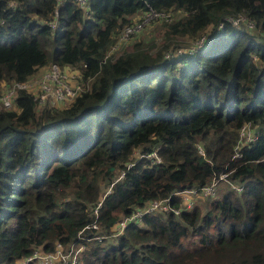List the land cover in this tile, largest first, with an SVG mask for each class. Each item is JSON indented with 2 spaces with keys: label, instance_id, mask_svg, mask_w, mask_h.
I'll list each match as a JSON object with an SVG mask.
<instances>
[{
  "label": "trees",
  "instance_id": "16d2710c",
  "mask_svg": "<svg viewBox=\"0 0 264 264\" xmlns=\"http://www.w3.org/2000/svg\"><path fill=\"white\" fill-rule=\"evenodd\" d=\"M15 1L0 0L4 91L53 62L79 69L82 85L61 103L25 88L11 107L0 100V264L68 245L96 218L87 233L106 235L88 240L80 264H264V0ZM151 8L171 12L149 24L161 41L143 33L130 46L122 34ZM222 173L242 189L226 181L184 203L179 191ZM167 196L178 212L151 210L110 234Z\"/></svg>",
  "mask_w": 264,
  "mask_h": 264
},
{
  "label": "built area",
  "instance_id": "2783aa9c",
  "mask_svg": "<svg viewBox=\"0 0 264 264\" xmlns=\"http://www.w3.org/2000/svg\"><path fill=\"white\" fill-rule=\"evenodd\" d=\"M79 7L86 9L88 0H77ZM9 5H15V0H9ZM165 17L170 18L171 12L165 11V10H155L154 8H151L149 11H147L143 17L137 21L134 25L128 26L125 30V32L122 34L121 37H127L131 33L138 30V28L146 21H148L151 17ZM225 19L231 21L237 26H246L251 27L253 25L251 20H247L246 16L244 14H230ZM50 24L52 26L56 25V20L52 19L50 21ZM224 26V21H221L219 23V26ZM211 34L209 35V32H205L201 37L194 40L189 48L190 50H197L201 49L205 42L209 40ZM167 55H171L172 51L171 49L166 51ZM49 69L44 73L42 84H41V90L40 92L37 91V89L34 87V82L30 81V78H28L26 81H16L12 83L10 87H8L5 91L0 93V100L3 102V104L6 107H9L12 105L13 102V94L15 93L16 89L18 88H25L31 91H35V98H37L40 102H51L53 104L66 100L68 98L74 97L78 89L81 88V85L78 82V75L79 73H73L72 69L74 68H62L58 63L53 62L50 63ZM69 77H75L77 78V83L75 86H73L69 81ZM51 82H53V85H51ZM254 137L252 128L249 123H244L241 126L240 129V139H247L250 140ZM146 155L150 157H154L155 160L159 161L161 160V156L157 152V149H154L150 152H146ZM125 173L124 170L121 171L119 176L116 178L118 179ZM227 173H222L219 177H214L209 183L197 188V187H191L186 188L184 190L179 191L183 195L184 203L187 206H191L193 204V201L195 199L196 195L204 194V195H211L214 194L217 190V183L219 179H226L233 188L236 190H241L242 185L238 183L237 181L230 179L227 177ZM101 204V200L95 206L96 214L98 215V207ZM162 209H173L176 212L179 211L180 207L172 206L170 202V197H164V198H154L150 200L146 205L144 206H138L136 207L130 214L125 215L118 219L110 234L117 235L121 233L128 222L138 219L142 217L146 212L151 210H162ZM99 227V221L98 219H94L93 221L87 223L85 226L81 228V230L78 233L77 240L72 241L68 245H64L62 242L57 241L54 248L52 249H40L35 248L31 253L27 254L23 258L19 259L18 261L12 263V264H57L59 262H64L68 264H80V255L82 251L86 248L88 244V240L92 239L94 237L102 238L105 236V233H98L90 235L87 233L89 229L96 230Z\"/></svg>",
  "mask_w": 264,
  "mask_h": 264
},
{
  "label": "rangeland",
  "instance_id": "374dc122",
  "mask_svg": "<svg viewBox=\"0 0 264 264\" xmlns=\"http://www.w3.org/2000/svg\"><path fill=\"white\" fill-rule=\"evenodd\" d=\"M153 20V17H151L148 21H146V22H144L139 28H138V30L137 31H135V32H133V33H131L129 36H127L126 38H128V43H129V45L131 46V42H129L131 39H132V37H134L135 35H137V34H143L144 33V35L146 36V38L147 39H151V38H154V35H155V37L157 38V40L158 41H161V36H160V32L158 31L157 33H156V30H158L157 29V27L155 28V26L153 27V26H151V25H149V24H151L150 22ZM121 40H123V39H119L118 41H117V43L112 47V49H113V51H112V49L110 50V51H112V52H115L117 49H119L120 48V43H121ZM51 46H49L48 48H50ZM50 63L48 64V65H46V66H43L42 68H40L35 74H33L31 77H30V81H33L34 82V87L37 89V91L38 92H40V90H41V84H42V80H43V76H44V73L49 69V67H50ZM72 69V68H71ZM72 72L73 73H79V69H77L76 67H74L73 69H72ZM68 81L73 85V86H75V84L77 83V78H75V77H69L68 78ZM6 84H7V82H1L0 83V93H2L3 91H4V89H5V87H6ZM51 85H53V82H51ZM73 97H71V98H68V99H66V100H68V101H70L71 99H72ZM60 103L61 102H63V101H59ZM59 102H57V103H59ZM45 103V102H44ZM12 106V105H11ZM10 106V107H11ZM96 151V150H95ZM94 152L93 151H91L90 153H88L87 155H85L84 156V159H86V160H88V159H92L93 158V156L94 155H92ZM121 173V172H120ZM119 173V174H120ZM227 180H222L221 182H220V188L218 189V191L216 190L215 191V193H214V195H216L217 194V192H218V194H222V192L224 191V189L226 188V186H228L229 184H227V182H226ZM201 195V194H200ZM200 195H198V196H196V199L200 196ZM205 197H210V195H206V196H200L198 199L200 200V199H205Z\"/></svg>",
  "mask_w": 264,
  "mask_h": 264
},
{
  "label": "water",
  "instance_id": "95a60500",
  "mask_svg": "<svg viewBox=\"0 0 264 264\" xmlns=\"http://www.w3.org/2000/svg\"><path fill=\"white\" fill-rule=\"evenodd\" d=\"M113 167V166H112Z\"/></svg>",
  "mask_w": 264,
  "mask_h": 264
}]
</instances>
